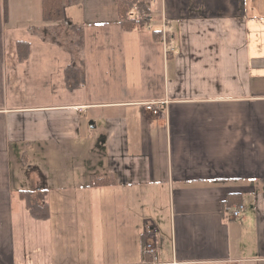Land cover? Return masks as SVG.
I'll use <instances>...</instances> for the list:
<instances>
[{"label": "crops", "instance_id": "0c3cea01", "mask_svg": "<svg viewBox=\"0 0 264 264\" xmlns=\"http://www.w3.org/2000/svg\"><path fill=\"white\" fill-rule=\"evenodd\" d=\"M146 2L129 29L117 0H80L69 49L42 36L41 0H0V264H264V0ZM55 71L69 100L9 105L10 83Z\"/></svg>", "mask_w": 264, "mask_h": 264}, {"label": "trees", "instance_id": "16d2710c", "mask_svg": "<svg viewBox=\"0 0 264 264\" xmlns=\"http://www.w3.org/2000/svg\"><path fill=\"white\" fill-rule=\"evenodd\" d=\"M42 1V15L44 22L47 23V27L58 26L59 24L65 23L75 28L78 35L76 43L79 48L84 45V28L70 24V20L65 12L68 5L76 4L80 0H41ZM118 12L120 22L126 28H132L136 26H144L149 23L151 19L149 6L146 0H117ZM48 29V28H47ZM161 31H156L155 34H159ZM17 49L20 61H25L29 56L30 43L24 40L17 42ZM84 71L81 66L73 64L68 66L64 70V78L68 89L81 88L85 81ZM96 181L106 182L112 181L107 175L105 180L102 177H95ZM95 181V182H96ZM30 190H22V195L26 200L27 209L34 219H45L48 218L50 209L46 206V203L39 202L37 198H33ZM37 199V200H36Z\"/></svg>", "mask_w": 264, "mask_h": 264}, {"label": "rangeland", "instance_id": "374dc122", "mask_svg": "<svg viewBox=\"0 0 264 264\" xmlns=\"http://www.w3.org/2000/svg\"><path fill=\"white\" fill-rule=\"evenodd\" d=\"M35 3H33L34 5ZM80 9L79 4H71L68 5L67 9H66V13L69 16L73 17V14H76V10ZM156 16V14H154V17ZM10 34V33H9ZM42 36L46 39H49L51 41H60L65 47L67 48H71V49H77L79 48L78 44L76 43V39H78V35L75 31V28L69 26V25H65V23L59 24L58 26H50L48 27V29L46 30V32H42ZM20 38H27L28 34L27 33H23L19 36ZM60 43V44H61ZM37 71V70H35ZM38 76V77H37ZM37 78L34 77L33 80H31V86L29 87H22L20 85L19 89L17 87H13V84L10 83V87L8 88L9 91H7L8 93V97H9V105H13L14 103L17 104L18 102H21L22 104H31V105H38L40 103H48V102H61L64 100H69V94L70 91H68L67 89H65V87L62 88L63 91H60L58 89V81H59V74L55 71L53 73V76H46L44 77V73H38L37 74ZM64 76V75H63ZM62 76V77H63ZM47 78L52 79L51 83H47L45 85V82L47 81ZM24 81V79L22 80ZM28 81V80H27ZM65 81V80H64ZM11 82H14L11 79ZM54 84V86H53ZM76 94V93H75ZM12 96H14V98H12ZM55 145V144H54ZM55 148L56 146H53V144L51 145V147L48 148V152L50 150V152L55 153ZM14 149L15 146H14ZM24 149H28L27 147H25ZM34 151L32 153H34V155H36V162L38 163L41 159H40V154L42 151L41 146L35 145L33 148ZM46 153V151L44 152V154ZM14 157V154L11 155ZM57 161H55L54 159L49 160V167H55L56 164L58 162V159L55 158ZM19 161V159L17 160V162ZM35 161V160H33Z\"/></svg>", "mask_w": 264, "mask_h": 264}, {"label": "built area", "instance_id": "2783aa9c", "mask_svg": "<svg viewBox=\"0 0 264 264\" xmlns=\"http://www.w3.org/2000/svg\"><path fill=\"white\" fill-rule=\"evenodd\" d=\"M165 102L164 101H149L144 103L145 105V109L148 112H151L154 115L160 116V117H164L166 114V106H165ZM243 208V206L241 205L240 207L238 206L235 210H231L232 211V216L233 217H238L240 215V210ZM147 249H149V251L151 253H153L155 251V248L152 244H147Z\"/></svg>", "mask_w": 264, "mask_h": 264}]
</instances>
